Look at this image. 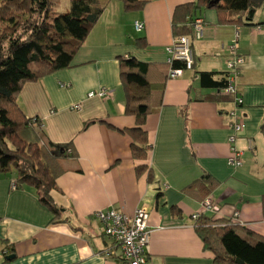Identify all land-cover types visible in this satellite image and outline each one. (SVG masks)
Returning a JSON list of instances; mask_svg holds the SVG:
<instances>
[{
	"label": "crops",
	"instance_id": "0c3cea01",
	"mask_svg": "<svg viewBox=\"0 0 264 264\" xmlns=\"http://www.w3.org/2000/svg\"><path fill=\"white\" fill-rule=\"evenodd\" d=\"M143 1L125 10L118 0H100L103 11L71 65L23 84L17 103L25 116L38 117L49 140L70 143L75 158L64 161L66 170L50 192L61 208L54 219L33 187H15L12 173H0V264H127L92 215L112 207L128 215L147 208L150 264H210L191 218L208 196L219 206L217 217L230 219L238 211L233 221L264 236V29L256 25L264 22V0L250 21L254 25L201 8L204 25L192 40V69L174 78L165 73L172 12L195 0ZM236 37L237 53L245 58L237 78L239 106L213 98L216 90L201 87L197 76L211 71L219 79ZM127 55L149 64L150 87L160 91L143 124L152 181L147 171L136 174L140 161L121 131L136 123L126 111L119 73V59ZM102 87L111 95L88 96ZM230 110L245 124L232 143ZM233 146L241 151L239 166L228 162ZM203 174L214 181L210 188L199 184L184 191Z\"/></svg>",
	"mask_w": 264,
	"mask_h": 264
},
{
	"label": "trees",
	"instance_id": "16d2710c",
	"mask_svg": "<svg viewBox=\"0 0 264 264\" xmlns=\"http://www.w3.org/2000/svg\"><path fill=\"white\" fill-rule=\"evenodd\" d=\"M118 1L125 10L138 9L144 3L143 0ZM211 1L195 0L177 5L171 17L173 37L187 35L192 46V22L199 16L201 8L238 15L239 21L252 24L250 21L254 12L263 2ZM61 2L0 0V173H12L15 187H33L38 201L53 214V219L60 215L61 208L53 202L50 192L56 188L57 178L66 170L64 161L75 158V153L70 143L49 140L41 120L25 116L17 103V96L25 82L71 65L75 52L104 8L100 0H69L68 9L61 12L57 10ZM235 19L229 21L234 22ZM221 21L225 20L221 18ZM165 65L166 77L170 68H184V64L177 60ZM119 68L126 95V111L136 117L134 126L121 131L131 138L129 148L132 158L140 161L135 166L136 174L147 171V180L152 181V169L144 163L150 145L143 124L151 109V99L159 97L160 91L154 92L150 87L147 62L127 55L119 59ZM224 74L214 79V72H197L201 87L216 90L213 98L232 100V96L220 93L227 84ZM261 127L264 128V121ZM213 183L208 174H203L184 191L191 192L199 184L210 188ZM216 213H200L193 221L203 249L211 253L210 264H264V236L233 221V216L230 219L219 218ZM5 247L7 251L12 250L9 245Z\"/></svg>",
	"mask_w": 264,
	"mask_h": 264
},
{
	"label": "built area",
	"instance_id": "2783aa9c",
	"mask_svg": "<svg viewBox=\"0 0 264 264\" xmlns=\"http://www.w3.org/2000/svg\"><path fill=\"white\" fill-rule=\"evenodd\" d=\"M203 23L202 17L197 16L194 18L192 22L194 38L201 37ZM134 28L136 31H140L143 28L142 22L138 20L134 21ZM257 28L264 29V22L258 25ZM228 48L231 54L226 60V71L223 75L227 84L221 88L220 93L232 96L234 104L239 106L242 103V99L237 93V78L240 75L245 58L237 53V37ZM166 50L168 53L167 63L177 60L184 64V68H170L168 71L169 78L180 76L184 69H192L194 58L189 36L173 37L171 44ZM110 95L111 91L104 87L88 93L89 97L97 96L105 98ZM75 107H79V105ZM229 115L232 118L229 123L232 129L229 142L232 143L237 135L241 133L245 124L243 120L237 117L236 110H230ZM240 156L241 151L234 146L231 147V154L228 159L229 164L239 166L241 164ZM218 210V204L208 196L201 202L200 209L193 213L191 218L195 220L200 213H213ZM92 215L100 223L103 234L112 240L121 259L127 264H150L146 252L150 235V228L148 226L149 213L146 207H137L132 215H128L114 207L95 210ZM232 216L233 219L237 217L238 211H234Z\"/></svg>",
	"mask_w": 264,
	"mask_h": 264
},
{
	"label": "rangeland",
	"instance_id": "374dc122",
	"mask_svg": "<svg viewBox=\"0 0 264 264\" xmlns=\"http://www.w3.org/2000/svg\"><path fill=\"white\" fill-rule=\"evenodd\" d=\"M68 7H69V0H62L57 10L62 12L68 9Z\"/></svg>",
	"mask_w": 264,
	"mask_h": 264
},
{
	"label": "water",
	"instance_id": "95a60500",
	"mask_svg": "<svg viewBox=\"0 0 264 264\" xmlns=\"http://www.w3.org/2000/svg\"><path fill=\"white\" fill-rule=\"evenodd\" d=\"M219 0H212L211 2L212 3H216V2H218ZM13 257V255H10V256H7V259H10V258H12Z\"/></svg>",
	"mask_w": 264,
	"mask_h": 264
}]
</instances>
